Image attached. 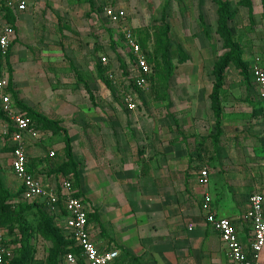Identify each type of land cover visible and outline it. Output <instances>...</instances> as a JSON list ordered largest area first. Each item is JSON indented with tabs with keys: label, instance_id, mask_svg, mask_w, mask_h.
<instances>
[{
	"label": "crops",
	"instance_id": "1",
	"mask_svg": "<svg viewBox=\"0 0 264 264\" xmlns=\"http://www.w3.org/2000/svg\"><path fill=\"white\" fill-rule=\"evenodd\" d=\"M34 1L30 2L25 12L34 8L37 4ZM253 3L255 11V0ZM19 13L16 12V15ZM67 17L65 20L69 28L65 30L68 33L69 29H75V34L84 31L80 21L74 22L79 20L78 17ZM16 26L20 43L11 49V62L15 73H18L15 78L17 94L32 106L51 104L55 108L52 113L45 109L40 111L49 118L63 121V127L71 136L76 159L84 160V169L79 173V189L96 215L90 223L98 246L118 248L121 254L116 264H229L225 244L219 233L206 222L202 202L208 194L211 211L231 219L243 242L251 238V224L245 221L249 198L256 192L264 195V118L257 120L262 114L264 117L261 100L256 102L260 107V110L255 109L258 118L253 119L250 126L243 119V114L245 112L246 117L251 118L253 104L256 103L247 101L242 107L236 100L238 102L240 95L246 99L251 92L244 89L239 95L232 86L225 84L221 96L224 107L221 137L217 139L216 147L211 139L204 141L203 150L198 151L197 140L193 136L216 135L215 115L209 107L211 92L206 96L194 93L191 102L174 107L175 117L159 115L152 123H143L138 109L131 111L123 106L111 110L105 106V111H99L89 105L81 107L76 104L79 96L75 94L68 97L74 104L65 102L62 96L45 94L46 87L32 52L35 48L30 45L32 50H23L25 46L21 43L25 33L21 35L19 25ZM39 47L43 52L40 54L41 62L46 60L56 79L62 76L64 60L55 53L57 47L52 43ZM20 51L27 59L24 85L18 77ZM80 63L85 65L84 60ZM60 68L62 71H59ZM185 77L186 82H201L196 75ZM61 79L63 81L64 78ZM69 79L76 81L74 75ZM234 81L244 82L237 74L232 83ZM24 87L30 95L24 93ZM48 99L55 102L49 103ZM230 102L234 108L227 106ZM185 108L190 112L183 113ZM187 115L198 119L190 122ZM70 116H77L78 119L69 123ZM202 116L204 120L200 118ZM40 138L28 142L30 170L46 187L58 186L63 175L50 176L48 160L59 157L62 140L55 136L49 145L47 142L41 145ZM54 141L57 144L52 145ZM52 150L56 152L54 157L50 153ZM11 151L0 153L9 157V163L5 160L9 165ZM57 164L54 166L57 167ZM204 169L209 175L207 185L201 182V171ZM13 179L10 186L18 191L21 182L14 174ZM55 216L64 225L62 215ZM258 264H264V249Z\"/></svg>",
	"mask_w": 264,
	"mask_h": 264
},
{
	"label": "rangeland",
	"instance_id": "2",
	"mask_svg": "<svg viewBox=\"0 0 264 264\" xmlns=\"http://www.w3.org/2000/svg\"><path fill=\"white\" fill-rule=\"evenodd\" d=\"M36 2L37 4H34V8L30 9L29 12H20L19 15L15 16L16 39L11 49L20 43L18 26H16L19 25L21 35L25 33L21 43V45L25 46L23 50H32L31 46L35 48L32 52L35 54L34 60L40 68L39 74L42 76L43 85L46 87V90L44 89L45 94L62 96L65 102L68 101L72 104L74 103L68 97L72 94L78 95L76 104L81 107L89 105L98 108L99 111H105V106L111 110L123 107L118 100L114 81L118 82L128 74L131 56L124 45L120 24L111 23L105 15V6L107 5L124 8L127 25L133 28L138 39L140 37L144 53L148 56V62L153 69L154 78L151 81L149 90L139 93L140 105H138V112L141 114L143 123H152L159 115L175 117L176 111H173L174 107H181L186 102H191L194 93L196 95L205 94V96L209 92L212 93L215 81L213 75L214 64L221 62L224 55L229 52L228 47H226L227 42L224 30L221 29L219 23V14H216L217 5L212 0H35L34 3ZM230 2L231 8L236 9L238 13L228 21V28L232 40L242 49V60L249 66V77L246 79L240 70L231 64L225 72L224 86L225 84L232 86L234 90L239 92V95L244 89L251 92L246 99L241 98L240 95L238 102L236 100V103L245 107L243 104L247 101L252 103L259 101V98H256L257 88L250 71L251 63L256 57L261 56L264 58V5L262 0H255V11L251 18L247 8L239 7L235 0ZM63 14L70 18L73 16L78 17L79 20L76 19L74 22L80 21L84 31L75 34V29H69L70 32L68 33L66 30L69 27L65 20L66 16H63ZM69 21L71 20L69 19ZM167 26L168 29L166 28ZM51 43L57 47L55 53L58 57L64 60V71L62 76H58L57 79L52 75L53 72L51 71L53 70L47 67L46 60H44V63L41 62V53L43 52H40L42 49L39 46ZM27 53L29 56V51ZM18 54L21 56L18 61L19 66H21L18 77L24 85L26 78L24 70L27 66V59L23 55L25 54L23 51ZM102 54L108 55L111 59L108 71H110L112 77L105 75V69H103L104 71L101 74L98 56ZM8 60L11 62V55L0 61V67L2 65L1 69L7 70L10 78ZM69 60H71L75 70ZM83 60L85 65L80 63ZM117 66L122 72V77H119L120 71L115 72ZM11 68L13 71V92L21 103L30 110L48 117L40 110L45 109L50 114L55 108L47 103L32 106L26 102L25 98L20 97L16 91L15 78L18 73H15L12 62ZM59 71H62V69L60 68ZM79 73L82 75V79H78L77 74ZM236 74L242 77L243 83H236L235 81L232 83ZM73 75L76 81H69V78ZM193 75L198 76L201 82L198 84L190 81L186 82L187 78L185 76L192 78ZM61 78H64L63 81ZM23 91L24 93H29L26 92L25 87ZM40 92L36 91V93ZM223 93L224 87L222 89ZM45 96L48 97L49 95ZM47 102L54 103L55 101L54 99H48ZM231 103L227 105L230 109L234 108ZM18 106L35 121V118L31 117L29 109H25L20 104ZM209 107L211 108V104ZM253 108L251 118L249 116L246 117L247 113L244 112L243 114V119L250 126L253 125V119L258 118L257 110H260L257 103L253 104ZM188 109L185 108L183 113H189L190 110ZM255 109L257 110L255 111ZM209 112L212 117L211 111ZM260 112L262 114L263 109ZM262 115L257 120L264 118ZM186 118H189L188 121L190 122L198 119L194 115L192 117L187 115ZM200 118L202 119L203 116ZM49 119L59 121V126H63L62 120ZM77 119V116L74 118L72 116L69 117V121ZM5 121L6 119H3L0 124ZM262 122L259 124H262ZM207 130L206 124L205 131ZM215 134H217V130ZM221 134L218 135V138L221 137ZM55 136L61 138L62 149H60L59 157L48 160L50 167L48 173L50 176L55 174L54 170L66 161L64 133H55L52 129L51 131H42L39 140L41 145L44 142L49 145V141L55 140ZM193 137L197 140L195 144L198 151L203 150L204 141L212 139L213 146L216 147L219 140L215 138V135H207V133L206 135H195ZM8 142V139L0 136L1 153L6 152V150L9 151ZM55 144H57L56 141L52 143V145ZM50 146L47 147L50 148ZM73 152L76 158L75 151ZM8 158L7 155H0V180L3 189L8 191L7 194L0 190L1 227L7 239H9L15 254H19L24 247L30 249L28 264H50L49 255L53 243L40 233L36 210L32 213L21 212V208L12 206L11 200L17 191L12 188L13 185L10 186L14 179L11 166L8 164ZM55 163H58L57 167L54 166ZM23 231L28 233L27 237Z\"/></svg>",
	"mask_w": 264,
	"mask_h": 264
},
{
	"label": "built area",
	"instance_id": "3",
	"mask_svg": "<svg viewBox=\"0 0 264 264\" xmlns=\"http://www.w3.org/2000/svg\"><path fill=\"white\" fill-rule=\"evenodd\" d=\"M31 1L0 0V54L3 59L8 56L10 46L16 38V29L9 22L7 11L12 9L15 12H25ZM105 15L111 23L120 24L124 45L131 56L128 74L122 77V72L117 66L115 72L120 71L119 77L122 78L114 83L120 104L134 111L140 105L139 93L146 92L150 88L153 69L136 33L127 25L123 9L107 5ZM99 62L105 69V75L112 77L108 71L111 65L108 55H99ZM251 64V73L258 96L264 105V60L258 56ZM0 109L6 115V121L0 124V134L11 144V170L21 182L20 188L23 189L16 201H37L44 204L54 215L61 214L67 233L75 240V245L79 249L78 254L68 252L63 258V264H116L121 254L120 250L98 246L89 221L92 210L83 198L75 196L72 182L62 176L58 186L46 187L30 171L27 154L28 142L30 139H39L41 133L17 105L9 89V74L3 68L0 75ZM50 153L51 156L56 155L55 150ZM201 177L202 184H209L206 169L201 171ZM210 203L211 197L207 194L202 202V207L206 211V222L219 233L225 244L229 264H258L264 249V195L256 192L249 198V210L245 214V221L251 224L252 235L247 242L240 239L238 229L231 219L217 216L211 211ZM189 229L192 230V225ZM15 255L9 239L0 227V264H13Z\"/></svg>",
	"mask_w": 264,
	"mask_h": 264
},
{
	"label": "trees",
	"instance_id": "4",
	"mask_svg": "<svg viewBox=\"0 0 264 264\" xmlns=\"http://www.w3.org/2000/svg\"><path fill=\"white\" fill-rule=\"evenodd\" d=\"M217 5V14H219V23L221 26V29L224 30L225 36H226V42H227V49H229V52L224 55L221 62H218L217 64H214V71L213 75L215 77L214 81V88L210 95L211 98V108L214 112L215 118H216V124L215 128L217 130V134L215 135V138H218L222 132L221 124H222V116H223V106L221 101V95H222V89L224 87L225 82V72L229 65L233 64L235 67H237L238 70H240L241 74L247 79L249 77V66L242 60V49L238 44H236L230 35V30L228 28V21L236 16L238 13L236 9L231 8V2L229 0H212ZM262 3L264 5V0H262ZM237 5L239 7H244L248 9L249 17H253L254 14V3L253 0H239L237 2ZM8 20L13 25L15 24V16L16 12L12 9H8ZM15 27V25H14ZM168 29V26L166 27ZM15 42V40L13 41ZM139 42L141 44V47L143 49L142 42L139 37ZM13 45V44H12ZM7 56V58L11 55V48ZM147 60L148 56L145 55ZM2 56L0 54V61L2 60ZM72 67L74 68L73 64L71 63ZM9 64V71L11 73L9 78V89L12 91L14 99L18 104L21 106H24L25 109L27 108L25 105L21 103V101L18 99L17 95L13 92V71L11 68V62L8 60ZM2 67V65H1ZM0 67V69H1ZM99 69L101 71H104L102 64L99 63ZM75 70V68H74ZM2 71V69H1ZM1 75V74H0ZM78 79H82V75L79 73ZM250 75L253 79L252 73L250 71ZM154 78V74L151 76V81ZM89 91V90H88ZM31 117L35 118V121H33L28 113L24 112L25 115H27L33 122L36 129L41 133L42 131H51V129L55 132H63L64 133V143H65V155H66V161H64L62 164H60L54 171L57 175H63L65 178L69 179L73 184V189L75 196H78L80 198H83V194L79 189L80 179H79V173L81 170L84 169L85 162L84 160H77L74 156V150L72 145V139L68 132V130L63 127L59 126V121L50 120L48 117L44 116L43 114L30 110ZM6 119V115L2 112V109H0V122ZM42 130V131H41ZM1 136V134H0ZM9 145V143H8ZM9 149H12L10 146ZM0 149V153H1ZM30 169V167H29ZM31 171V170H30ZM0 190L2 192H6L8 194V191L3 189V185L0 180ZM23 189L19 188L17 193L14 194V197L12 198V206L13 207H19L21 208V212H29L32 213L35 211V213L38 216L39 224L38 229L40 233L45 236L48 240L52 241L53 245L50 249V255H49V263L50 264H63V258L64 256L72 251L73 253H79V249L75 245V240L67 233V229L65 228V225L59 222L57 220V216H55L49 209L45 207L44 204L39 203L37 201L34 202H23V201H16L17 198L21 196ZM84 199V198H83ZM11 206V207H12ZM96 218V215L94 214V211L90 213L89 215V221L92 222ZM1 227V224H0ZM24 235L27 237L28 233L26 231H23ZM29 250L27 247H24L21 249L20 253L15 255V258L13 260V264H28L29 261Z\"/></svg>",
	"mask_w": 264,
	"mask_h": 264
}]
</instances>
